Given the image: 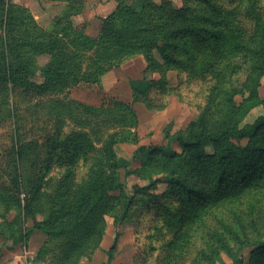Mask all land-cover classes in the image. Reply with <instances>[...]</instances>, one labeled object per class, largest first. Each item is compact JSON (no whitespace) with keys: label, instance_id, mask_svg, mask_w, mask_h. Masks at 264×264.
<instances>
[{"label":"rangeland","instance_id":"rangeland-1","mask_svg":"<svg viewBox=\"0 0 264 264\" xmlns=\"http://www.w3.org/2000/svg\"><path fill=\"white\" fill-rule=\"evenodd\" d=\"M218 2L233 8L239 0ZM118 4L0 0V64L52 86L44 94L26 85L0 87V185L4 170L18 164L41 192L31 212L30 192L15 189L20 204L6 217L11 224L0 217L7 235L0 234V264H230L241 245L247 264H264V252L255 251L264 242V180L215 208L200 193L187 200L182 181L195 188L202 182L185 170L183 146L170 143L180 153L174 159L137 151L167 146L184 132L206 106L214 80L165 63L158 51V67L146 49L124 52L101 31ZM259 7L264 15V0ZM246 76L244 68L234 82ZM258 89L264 99V76ZM262 115L264 106H257L242 125ZM202 149L213 152L210 144ZM107 181L116 189L93 207ZM125 195L135 202L116 240L114 215Z\"/></svg>","mask_w":264,"mask_h":264},{"label":"trees","instance_id":"trees-1","mask_svg":"<svg viewBox=\"0 0 264 264\" xmlns=\"http://www.w3.org/2000/svg\"><path fill=\"white\" fill-rule=\"evenodd\" d=\"M118 1L116 11L103 20L101 31L116 39L124 52L146 49L151 66L158 67L155 55L158 51L165 63L183 68L191 75L210 74L214 80L206 106L184 132L172 135L167 146L140 145L137 151L174 159L180 153L170 143L183 146L185 170L202 182L201 187L195 188L182 181L186 198L191 202L200 193V197L218 208L241 195L247 187L259 184L264 180V115L254 123L242 125L253 108L264 106L258 89L264 76V15L259 0H239L233 8L224 7L218 0H183L180 6L171 0ZM244 68H247L245 80L235 83V77ZM9 83L22 88L26 85L38 94L52 89L48 83L29 80L21 67L0 64V87L8 88ZM55 141L57 145L62 143ZM206 144L212 145V153L203 152ZM56 153L52 151L53 156ZM111 166L117 168L119 163L114 160ZM4 175L6 184L0 185V217L10 225L6 217L13 205L20 204L15 189L20 192L26 188L30 192L27 206L31 212H35L41 192L40 187L25 182L18 164L8 166ZM113 189L116 187L111 181L100 184L93 207ZM134 202L135 196L126 197L121 213L114 215L116 240ZM0 234L7 239L4 231ZM29 235V232L21 233L18 240L28 239ZM244 249L241 245L230 264H247L239 256ZM255 251L264 252V242Z\"/></svg>","mask_w":264,"mask_h":264}]
</instances>
